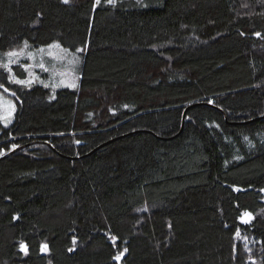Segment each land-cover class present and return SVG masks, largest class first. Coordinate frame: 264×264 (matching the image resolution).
Returning <instances> with one entry per match:
<instances>
[{
  "label": "trees",
  "instance_id": "trees-1",
  "mask_svg": "<svg viewBox=\"0 0 264 264\" xmlns=\"http://www.w3.org/2000/svg\"><path fill=\"white\" fill-rule=\"evenodd\" d=\"M94 3L0 0V54L79 58L75 87L0 68V264H264V0Z\"/></svg>",
  "mask_w": 264,
  "mask_h": 264
},
{
  "label": "snow or ice",
  "instance_id": "snow-or-ice-1",
  "mask_svg": "<svg viewBox=\"0 0 264 264\" xmlns=\"http://www.w3.org/2000/svg\"><path fill=\"white\" fill-rule=\"evenodd\" d=\"M62 2L64 4H69L70 0H62ZM105 3L107 5H110L112 7H115L117 4V0H105ZM101 4V0H95V3L93 4V8L95 9L97 5ZM245 35L244 33H241V36ZM256 36H260L259 33L255 34ZM49 49H53V48H59L61 50V52L67 54L65 59H67V56H71V60L68 61V63L70 65H74L75 63H78V57H76L74 54L70 53L69 50L67 48H61V45L58 43H53V44H49L47 46ZM29 48L28 42L25 41L24 42V47L22 49H20L19 51L17 50H10L6 53V57L7 60H0V68H3L5 71L8 72L9 74V82L10 83H15L19 86H27L30 87L31 84L33 83V81L35 79H38L39 77H37L35 75L34 72L30 71L31 68L33 67H38L41 69V71H49V68L46 66L45 62L42 60L41 62H39L38 64H21L19 61L21 58H24V50ZM40 53H44L45 49L44 48H40L38 50ZM77 52L81 51V49H76ZM28 60L30 61H34L35 60V53L34 52H29L27 54L26 57ZM13 64H18L19 67L23 68L26 72H28V79H22L19 78L13 71H12V65ZM78 78V77H77ZM63 82V81H61ZM70 87H75V83H72L69 85ZM44 87H49V84L45 83ZM54 87V85H53ZM0 88H3L5 92H9V90L7 88L4 87L3 84H0ZM10 95H15V93H10ZM209 104L214 103L212 100L208 101ZM16 111V105L6 99L0 98V124L3 125L4 128L9 127V125L12 122L14 113ZM245 141H248L249 143V147H252L253 145L251 144V142L249 141L248 137L245 136L244 137ZM76 143H79V141H76ZM16 147H18V145L16 144H12L11 145V150H14ZM4 154V149L0 148V155ZM236 159H241V157H236ZM237 191H239V189H236ZM261 192H264V189L260 190ZM254 217L252 216V214L249 211H244L241 215V217H239L240 222L242 224H249L252 219ZM238 234V233H237ZM112 240L115 241L116 237H112ZM73 243H76V241L74 240ZM46 245H42V250H46ZM20 250L27 252V248L26 245L24 243L20 244ZM73 249H70V251H72ZM125 252L127 251V249L124 250ZM124 255V252H121L119 255H116L113 257L114 260L116 261H120L122 256Z\"/></svg>",
  "mask_w": 264,
  "mask_h": 264
},
{
  "label": "rangeland",
  "instance_id": "rangeland-1",
  "mask_svg": "<svg viewBox=\"0 0 264 264\" xmlns=\"http://www.w3.org/2000/svg\"><path fill=\"white\" fill-rule=\"evenodd\" d=\"M23 47H24V45L22 47H17V48H14L12 50L19 51ZM40 48H44L45 52L40 53L38 51ZM40 48L39 49H28V48L25 49L24 50V58H21L19 61L21 64H33V63L38 64L39 62H41L43 60L46 64V66L49 68V71H41V69L38 67L31 68L30 71L34 72L35 75L37 77H39L38 79H35L33 81V83L40 81V83L43 84V81L46 80V78H47V80H46L47 83L49 85H51L52 87H53V85H54V87H59L58 85L69 86L72 83L76 84V81H77V72H76L77 63H75L74 65H70L68 63V61L71 60V56H67V59H65L67 54L61 52V50L59 48L49 49L47 46L40 47ZM7 52L0 54V60H4V61L7 60V57H6ZM29 52L35 53V60L34 61H30L26 58L27 54ZM15 67H19V65L14 64L12 66V71L19 78H22V79H28L29 78L28 72H26L23 68L19 67L21 70H23L24 76L20 75L21 71H17L16 69H14ZM2 71L8 75L6 82L10 83L8 72L5 71L3 68H2ZM61 81H63V82H61ZM0 84H2L1 79H0ZM10 93H13V92H11V91L5 92L3 88H0V98L6 99V100L14 103L13 95H10Z\"/></svg>",
  "mask_w": 264,
  "mask_h": 264
},
{
  "label": "water",
  "instance_id": "water-1",
  "mask_svg": "<svg viewBox=\"0 0 264 264\" xmlns=\"http://www.w3.org/2000/svg\"><path fill=\"white\" fill-rule=\"evenodd\" d=\"M191 107V106H190ZM189 108V107H188ZM103 145H105V144H103ZM102 146V145H101ZM99 148V147H98ZM16 151V149H14V150H12L11 152H9L8 154H6V155H4L2 158H5V157H8V156H10L12 153H14ZM117 262H119V261H117Z\"/></svg>",
  "mask_w": 264,
  "mask_h": 264
}]
</instances>
